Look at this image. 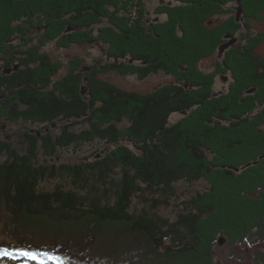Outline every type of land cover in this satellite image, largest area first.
Returning <instances> with one entry per match:
<instances>
[{
    "label": "trees",
    "instance_id": "16d2710c",
    "mask_svg": "<svg viewBox=\"0 0 264 264\" xmlns=\"http://www.w3.org/2000/svg\"><path fill=\"white\" fill-rule=\"evenodd\" d=\"M176 1L193 4L173 8L176 20L163 7L172 20L149 28L143 24V0H0L1 38H11L15 31L25 38L3 58L0 119L43 124L24 132L21 149L0 137V155H6L0 163V205L18 219L17 226L50 229L62 245L78 239L88 245L107 241L110 234L101 235L99 225H121V234L137 237L135 243L129 241L134 259L149 247L155 259L146 264H216L214 255L209 256L215 245L209 238L225 232L230 241L261 245L254 257L256 264H264L263 238L251 240L264 230L252 226L257 221L264 226V128L258 126H264V57L254 53L264 34H247L245 45L224 54L218 65L231 72L232 81L226 94L213 97L215 77L206 79L199 61L214 54L227 33L235 35L243 26L249 32L250 26L232 17L229 5L236 0ZM241 3L244 18L263 17L264 0ZM39 14L48 27L42 35L56 47L98 41L106 45L109 59L92 62L83 71L84 59L71 58L68 72L59 77L63 63L51 60L42 39L29 35L38 27L34 20ZM218 15L228 18L214 23ZM185 18L196 22L195 42ZM114 24L119 31L112 29ZM68 26L72 32L63 34ZM174 63L186 71L173 70ZM157 69L174 72L175 81L145 94L101 76L116 71L145 78ZM176 114L180 117L171 121ZM124 119L129 124L120 128ZM60 121L59 134L46 130ZM77 124L86 127L76 132L72 128ZM96 140L114 146L77 165L40 160L41 154L57 160L70 145ZM213 143L221 145L220 151H241L245 144L248 150L224 162L221 170V162L207 157ZM201 178L209 180V190L186 201L176 220L160 214L158 208L177 197V182ZM49 179L56 181L52 189L43 186ZM27 246L32 248L27 241L17 247Z\"/></svg>",
    "mask_w": 264,
    "mask_h": 264
},
{
    "label": "rangeland",
    "instance_id": "374dc122",
    "mask_svg": "<svg viewBox=\"0 0 264 264\" xmlns=\"http://www.w3.org/2000/svg\"><path fill=\"white\" fill-rule=\"evenodd\" d=\"M242 1V0H241ZM197 2V1H196ZM144 7H145V20L144 25L147 27H155L159 26L162 27L163 25L167 24V21L172 20V18H169L168 13L163 11V7H169L171 12L173 13V18L177 19V14L173 10V8H177L179 4L184 5L185 8H191L193 2H189L185 4L184 2L176 1V0H143ZM192 3V4H191ZM229 6L232 8V17H235L238 12V3L232 2ZM243 7V6H242ZM165 9V8H164ZM160 11V13H159ZM243 9L242 12L239 15V19L236 21L240 23H247L250 28L249 32H247L244 29V26L241 28L239 32H237L234 35V41L232 43H229L228 46H226L222 52H220V46L224 43L227 44L230 40H233L232 37L225 38L223 37V43L216 49L215 53L211 56L202 59L199 61V72L204 75L206 79H209L212 75L215 77L214 85L212 87V96H221L226 94V92L229 90L230 83L232 81L231 72H229L226 68L221 69L218 64L222 63V59L224 57V54L228 51H231V49L237 50L241 45H245L247 38H245V35H255L259 32H262L264 34V14L261 19L256 18H244L243 15ZM230 15V14H229ZM228 15V16H229ZM188 16V15H187ZM227 16H221L218 15L216 19L213 18L214 23H220L222 20L227 19ZM36 21L34 20V23L38 26L30 31V36L35 39H42L43 47L42 50L45 53H48L51 56V60L54 62L60 61L59 63H63V66L59 70V77L64 76L69 70L68 67V61L71 58H80L84 59L82 70H86L88 66L92 64V62H97L98 60L106 59L108 60L109 54L107 53V47L106 45L102 44L98 41H88L84 44H74L70 47L60 49L56 47V43L48 37H44L43 32L45 31L47 27L46 23H41L40 20L42 19V15H36ZM186 21L185 24H187L190 28V34H193L192 37H190L194 42L196 41L195 37V20L193 19L191 22L189 18H185ZM1 23V22H0ZM40 23V24H38ZM213 23V24H214ZM213 24H207L208 26H212ZM5 26L4 23L0 24V29H3ZM112 29L118 30V24H114L112 26ZM66 30L62 31L63 34L72 32V27L68 26L65 28ZM151 30V29H150ZM15 31V30H14ZM154 31H151L149 34L154 36ZM43 34V35H42ZM97 31L93 32V35H96ZM228 34V33H227ZM186 35V34H185ZM22 38V39H21ZM5 39L3 37L1 38L0 33V45L3 47L4 45V55L3 58L8 57L11 54V51H14V45L19 44L21 41H24L23 37L18 36L17 32L15 31V34L11 37L13 40L12 42V49L9 48V43H5ZM9 39V38H7ZM185 39V38H184ZM190 39V40H191ZM165 40V39H163ZM185 41V40H184ZM164 42V41H162ZM186 42V41H185ZM184 43V42H183ZM189 40H187V45ZM193 45V44H191ZM190 45V46H191ZM189 47V46H188ZM3 50V49H2ZM10 52V53H9ZM254 53L258 56L264 57V41L260 43L257 47L254 48ZM178 59L181 58V56L177 57ZM180 60V59H179ZM177 60V61H179ZM67 62V63H66ZM129 63H132V61H128ZM146 65V64H145ZM218 65V67H217ZM173 70L178 71L179 73L185 72L186 69L182 65H177L174 63ZM1 71V70H0ZM3 71V70H2ZM1 71V72H2ZM222 72V73H220ZM4 73H9L8 71L4 70ZM220 73V74H219ZM222 76H226L227 79L223 81ZM101 76H104L106 80L111 81L115 83L116 85L120 86L121 88L138 92V93H150L155 91L156 89L160 88L161 86L172 84L175 81L174 79V72H164L162 69H157L155 73L149 74L145 78H139L136 74H127V75H121L118 72H106L105 74H101ZM211 79V78H210ZM254 91L250 92L253 93ZM178 117H180L179 114L173 115L171 117V121L176 120ZM69 121V120H68ZM63 124V121L57 122L54 125L47 126L48 131H51L52 133L59 134L60 133V126ZM129 122L124 119L122 122L118 123V126L120 128H123L127 126ZM43 124H34L30 121H27L23 118L18 119L16 121L8 120L7 118L0 119V137L2 139H5L6 141L12 142L14 145L19 146V148H22V145H24L25 140L23 137L24 132H29L31 130H38L41 129L40 127ZM258 126H264L262 124H259ZM86 126L77 124L72 129L76 132H79L80 130L84 129ZM121 143H124L125 141H120ZM113 144H107L103 141H93L90 143H82L77 144L75 147L73 145H70V147H67L64 151L61 152L60 158L57 160H46L43 157V154L40 156V160L42 162H48V163H55L60 164H66V165H77L81 162L90 161L91 159L95 158L96 156H100L110 148H112ZM213 150L210 152H207V157L210 161L213 163H220V167L218 169H225L226 163L230 159V161L235 160L236 157L242 152L248 150V144H245L244 148L240 150H228L224 147H221V149L225 151H220L218 148H220V144L213 143ZM217 152H215V150ZM245 149V150H244ZM230 154H228V152ZM222 153H227V157H223ZM235 156V158H234ZM263 156H260L258 160H261ZM6 159V155H0V163L3 162ZM258 161L254 162L256 164ZM251 164V163H250ZM249 166V163L246 166L242 167V172H244ZM247 167V168H246ZM237 173H239L240 168L234 169ZM242 174V173H240ZM64 178H59V182L62 181ZM65 180V179H64ZM56 181L54 179H49L46 182L43 183V186L48 189H52L55 185ZM209 180L206 178H201L198 181H194L192 183L186 182L184 180L179 181L175 184L176 187V195L177 197L171 198L170 205H161L158 208V211L161 215L164 217L169 218L171 221L176 220L177 213L180 212V210L185 206V202L190 200L192 196L194 197L196 193L198 192H205L209 190ZM135 206L140 208L141 204L138 199L134 200ZM17 218L11 217L10 213L6 210V207L1 204L0 205V247H8V248H16L20 244H23L24 241H27L30 245H32V248H40L44 250L49 251H55L59 253L62 256H65L66 264H146V262H151V260H154L155 258L151 255H149V252L147 248H143L146 250V252H141L139 254V258L136 260L134 259V246L129 243V241L133 240V243H135V239L137 237L128 238V234H121V230L124 229L121 225H113L111 223H105L101 224L98 227L99 233L101 235L110 234L109 238L107 237V241H102V239H99L91 244H85L82 243L80 240H75L76 242H68L64 245L59 244L55 242L52 234V231H49L48 229L44 227L39 228H31L29 229L28 226L24 225L19 227L15 222H17ZM252 226L255 227L257 232L261 229L263 230L264 226L260 224L259 221L257 223H253ZM80 228V227H79ZM63 230L65 233H69V231ZM74 230V229H73ZM72 230V231H73ZM77 231V230H75ZM81 231V230H79ZM57 232V231H55ZM223 232V231H222ZM226 233V232H225ZM225 233L221 236L223 237L224 241L222 244H219V237L220 235L217 234L215 239L209 238V244L212 245V243H215L212 248L211 252L209 251V256L211 254V257L214 255L213 259L215 260L216 264H256L255 257H254V249L261 245H254L248 240L244 239V241L238 242V241H230L224 236ZM259 237L252 238V242L259 241L260 238H263L264 240V230L259 231ZM121 235V236H120ZM219 235V236H218ZM226 235V234H225ZM140 238V237H138ZM99 242V243H98ZM103 242V244H102ZM260 242V241H259ZM262 242V241H261ZM256 244V243H255ZM60 245V246H59ZM136 245V244H135ZM264 246V242L262 243ZM28 247V246H27ZM31 248V247H30ZM58 248V249H57ZM140 248V247H136ZM208 249L210 250L209 246ZM138 252V251H137ZM0 264H15V262L7 260L6 258H0Z\"/></svg>",
    "mask_w": 264,
    "mask_h": 264
},
{
    "label": "snow or ice",
    "instance_id": "6c2138e0",
    "mask_svg": "<svg viewBox=\"0 0 264 264\" xmlns=\"http://www.w3.org/2000/svg\"><path fill=\"white\" fill-rule=\"evenodd\" d=\"M0 258H6L15 264H66L67 259L55 251L30 247H0Z\"/></svg>",
    "mask_w": 264,
    "mask_h": 264
},
{
    "label": "water",
    "instance_id": "95a60500",
    "mask_svg": "<svg viewBox=\"0 0 264 264\" xmlns=\"http://www.w3.org/2000/svg\"><path fill=\"white\" fill-rule=\"evenodd\" d=\"M237 3H238V12H237V15H236V19L238 20L239 18V15H240V13L242 12V9H243V7H242V3H241V0H237ZM228 37H232L233 38V40H230L229 42H227V44L226 43H224V44H222L221 46H220V52H222L223 51V49L226 47V46H228V44L229 43H232L233 41H234V35L233 34H230V33H228V34H226L225 35V38H228ZM5 71H10V69H5ZM253 90L251 89V90H249L248 91V93H250V92H252ZM236 170H237V168H235ZM224 241V239H223V237L222 236H220L219 237V244H222V242Z\"/></svg>",
    "mask_w": 264,
    "mask_h": 264
},
{
    "label": "flooded vegetation",
    "instance_id": "af4514ba",
    "mask_svg": "<svg viewBox=\"0 0 264 264\" xmlns=\"http://www.w3.org/2000/svg\"><path fill=\"white\" fill-rule=\"evenodd\" d=\"M6 42H8L11 45L13 40L11 38H9V39L6 38L5 39V43ZM3 47H4V45H3ZM3 47L0 45V70H2L3 67L5 66V63H4V60H3V57H2L4 55V48ZM9 49H12V46H10ZM221 77H222L223 81L227 79V77L226 76H222V74H221Z\"/></svg>",
    "mask_w": 264,
    "mask_h": 264
},
{
    "label": "bare ground",
    "instance_id": "6f19581e",
    "mask_svg": "<svg viewBox=\"0 0 264 264\" xmlns=\"http://www.w3.org/2000/svg\"><path fill=\"white\" fill-rule=\"evenodd\" d=\"M255 224V223H254Z\"/></svg>",
    "mask_w": 264,
    "mask_h": 264
}]
</instances>
